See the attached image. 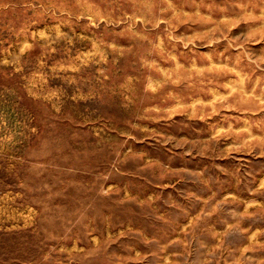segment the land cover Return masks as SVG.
<instances>
[{
	"label": "rangeland",
	"instance_id": "374dc122",
	"mask_svg": "<svg viewBox=\"0 0 264 264\" xmlns=\"http://www.w3.org/2000/svg\"><path fill=\"white\" fill-rule=\"evenodd\" d=\"M0 264H264V0H0Z\"/></svg>",
	"mask_w": 264,
	"mask_h": 264
}]
</instances>
